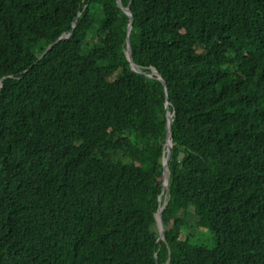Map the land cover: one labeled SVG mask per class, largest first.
<instances>
[{
	"label": "trees",
	"instance_id": "obj_1",
	"mask_svg": "<svg viewBox=\"0 0 264 264\" xmlns=\"http://www.w3.org/2000/svg\"><path fill=\"white\" fill-rule=\"evenodd\" d=\"M121 1L145 73L117 0H0V264H264V0Z\"/></svg>",
	"mask_w": 264,
	"mask_h": 264
},
{
	"label": "water",
	"instance_id": "obj_2",
	"mask_svg": "<svg viewBox=\"0 0 264 264\" xmlns=\"http://www.w3.org/2000/svg\"><path fill=\"white\" fill-rule=\"evenodd\" d=\"M118 5L121 7V9L128 15L129 17V23L127 26V36H126V48H125V54H126V58L127 60L130 62V65L132 66V68L139 72V73H145L144 71H142V69L140 68V66L138 64L135 63L134 59H133V53H132V44H131V33L133 30V24H134V16L130 10V8L127 6L125 7L122 3L121 0H117ZM66 36H62L61 38H59L55 43L51 44L42 54L41 58L43 56L46 55V53L54 47L55 44H57L61 39L67 37ZM40 58V59H41ZM150 76H154L156 77L158 80H160L162 82V84L164 85L165 88V92H166V102H165V109H166V117H167V136H166V156L164 157V161H163V165H164V172H163V186H162V192L159 195V211L157 212V221L161 230V238H163L164 240H166V235H165V227H164V222H163V208L166 205L168 199H165L164 197V193L166 191V180L169 184V178H170V171H169V159L171 156V151H172V146H173V134H172V125H173V115L169 114V106H170V99H169V90H168V86L166 81L163 79L162 74L157 70L154 69L152 71L151 74H149ZM2 83V81H1ZM163 198H164V203H163V207L162 202H163Z\"/></svg>",
	"mask_w": 264,
	"mask_h": 264
},
{
	"label": "rangeland",
	"instance_id": "obj_3",
	"mask_svg": "<svg viewBox=\"0 0 264 264\" xmlns=\"http://www.w3.org/2000/svg\"><path fill=\"white\" fill-rule=\"evenodd\" d=\"M119 73H120V71H118V72L116 73L115 77H117V75H118ZM164 197H165V199H168V195H167V193L165 194ZM187 220H188L189 223H192V224H194L195 221H196V220H192L191 218H188ZM213 243H214V242H213ZM211 245H212V244H211Z\"/></svg>",
	"mask_w": 264,
	"mask_h": 264
},
{
	"label": "bare ground",
	"instance_id": "obj_4",
	"mask_svg": "<svg viewBox=\"0 0 264 264\" xmlns=\"http://www.w3.org/2000/svg\"><path fill=\"white\" fill-rule=\"evenodd\" d=\"M166 182H167V180H166Z\"/></svg>",
	"mask_w": 264,
	"mask_h": 264
}]
</instances>
